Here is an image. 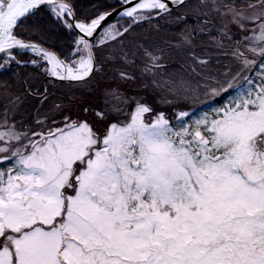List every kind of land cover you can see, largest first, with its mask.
I'll return each mask as SVG.
<instances>
[{"label": "snow or ice", "instance_id": "snow-or-ice-1", "mask_svg": "<svg viewBox=\"0 0 264 264\" xmlns=\"http://www.w3.org/2000/svg\"><path fill=\"white\" fill-rule=\"evenodd\" d=\"M0 264H264V0H0Z\"/></svg>", "mask_w": 264, "mask_h": 264}, {"label": "trees", "instance_id": "trees-1", "mask_svg": "<svg viewBox=\"0 0 264 264\" xmlns=\"http://www.w3.org/2000/svg\"><path fill=\"white\" fill-rule=\"evenodd\" d=\"M101 3H113V0H100Z\"/></svg>", "mask_w": 264, "mask_h": 264}, {"label": "water", "instance_id": "water-1", "mask_svg": "<svg viewBox=\"0 0 264 264\" xmlns=\"http://www.w3.org/2000/svg\"><path fill=\"white\" fill-rule=\"evenodd\" d=\"M113 19H115V17H113Z\"/></svg>", "mask_w": 264, "mask_h": 264}, {"label": "rangeland", "instance_id": "rangeland-1", "mask_svg": "<svg viewBox=\"0 0 264 264\" xmlns=\"http://www.w3.org/2000/svg\"><path fill=\"white\" fill-rule=\"evenodd\" d=\"M219 102V101H218Z\"/></svg>", "mask_w": 264, "mask_h": 264}]
</instances>
